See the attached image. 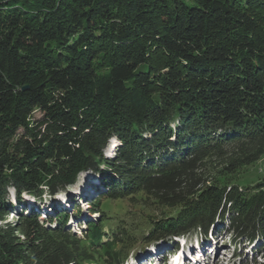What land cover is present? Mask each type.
Instances as JSON below:
<instances>
[{
	"label": "trees",
	"instance_id": "obj_1",
	"mask_svg": "<svg viewBox=\"0 0 264 264\" xmlns=\"http://www.w3.org/2000/svg\"><path fill=\"white\" fill-rule=\"evenodd\" d=\"M263 155L264 0H0V220L17 214L9 190L38 202L101 167L99 211L129 200L146 212V236L117 226L103 244L108 217L80 239L66 213L48 230L20 212L0 228V264L99 251L110 264L115 244L206 235L216 221L264 264V177L232 180Z\"/></svg>",
	"mask_w": 264,
	"mask_h": 264
},
{
	"label": "rangeland",
	"instance_id": "obj_2",
	"mask_svg": "<svg viewBox=\"0 0 264 264\" xmlns=\"http://www.w3.org/2000/svg\"><path fill=\"white\" fill-rule=\"evenodd\" d=\"M38 113L34 114L33 118H38ZM120 146V143L116 140L115 137L111 138L109 141L107 148L104 150V156L108 159H113L114 152H116V149ZM214 161V159H213ZM212 159H205L203 162L206 164H211ZM214 168V167H213ZM217 172V171H216ZM106 173V169H103L101 167V171L97 173L92 172H83L80 173L77 177V180L75 184L68 187L66 191L63 192V195L65 196L67 200H72L74 203L70 205L67 203L68 201H60L63 199H58V194L55 197H47L44 196L42 201L36 202L31 196L24 194L21 197V204L23 211L30 213L31 211L34 214L40 215L41 221L43 220V228L44 229H57L60 228V223L53 221H49L48 218L55 220L56 217H58V214H53L54 211H60L61 214H64L65 212H68L67 219L64 223V231H68L69 233L76 234L80 238L85 237L87 233L89 234V225L92 223H96L100 219L104 217H108L107 224L105 226V231L109 229H115L117 226H123L129 230H134V232L138 231V239H141V235H145V228L143 227L144 224L142 223V219L146 216V212L143 211V213L140 211L139 206H135L130 202L129 200H123V201H113L110 203V209L107 211L106 214L101 213L99 205H101L104 202V197H101L100 194H106V190L108 192V179L104 177L103 174ZM264 177V155L260 157V159L253 164L250 167H247L245 170H241L240 174L234 175L232 177L233 183H239V187L246 188L250 187L254 184H256L260 179ZM89 182V184H88ZM87 186H86V185ZM91 184V185H90ZM93 185V186H92ZM86 186L85 190L81 191L82 188ZM106 188V189H105ZM90 189V190H89ZM81 191V192H80ZM84 194V195H83ZM83 195V196H82ZM107 195V194H106ZM76 198V199H75ZM81 199V200H79ZM9 205L11 209L13 208L16 203L15 201V192L13 190H9ZM71 201V202H72ZM98 202V203H97ZM39 205L37 203H41V206L38 207V209L34 208V206H30L31 204ZM32 207V208H31ZM14 209V208H13ZM12 209V210H13ZM18 208H16L17 210ZM55 209V210H54ZM106 209V208H105ZM65 211V212H63ZM16 213H13V215H10L8 217L2 218L0 220V228L6 229L7 227L15 228L17 223L19 222V216L18 214L20 212L15 211ZM156 214V217H160L161 212L157 211L154 212V215ZM159 215V216H158ZM73 220H76L74 222ZM220 224V223H219ZM69 225V226H68ZM76 225L81 226L80 228ZM139 225L140 228L137 226ZM226 227V223L223 225H218L216 227V237L211 242V247L215 249L217 248V255L218 257V263L219 264H237L239 261L244 264H255L254 261L258 264L260 262L259 260V254L256 255L255 249L256 246L245 244H240L237 246H234L233 243L230 240V235L222 228ZM15 236L19 238L20 241H23V237L20 233H15ZM110 233L104 236L102 239V244L107 243L110 240ZM194 239V234H191L188 236V238ZM196 237V236H195ZM120 238V237H119ZM132 244V242H131ZM141 243H138L136 241L133 242L132 249H126L125 247H121V245L115 244L113 248H110L109 251L112 249V252L110 255L114 257V260L110 259V264H121L122 261L123 264H126L128 260H130L131 256L134 255V252L138 250V247ZM233 253V258L230 259V254ZM94 257L92 258V262L85 261L82 262V264H98V261L108 260L107 254L100 252L99 253H92ZM212 254V253H211ZM96 258V259H95ZM110 258V257H109ZM204 258V255H203ZM209 264L212 263V261H207ZM204 264H206V261H204Z\"/></svg>",
	"mask_w": 264,
	"mask_h": 264
},
{
	"label": "bare ground",
	"instance_id": "obj_3",
	"mask_svg": "<svg viewBox=\"0 0 264 264\" xmlns=\"http://www.w3.org/2000/svg\"><path fill=\"white\" fill-rule=\"evenodd\" d=\"M88 184H89V182H88ZM87 184V185H88ZM86 185V186H87ZM91 185V184H90ZM86 186L84 187V189L83 190H85V188H86ZM93 186V185H92ZM90 190V189H89ZM84 195V194H83ZM79 200H81V199H79ZM66 201H68L67 203L69 204L70 202H71V200H66ZM74 222H76V220H73ZM215 258H214V260H213V262L211 263V264H218V257H217V255H213ZM206 257H205V254H204V258L203 259H205Z\"/></svg>",
	"mask_w": 264,
	"mask_h": 264
}]
</instances>
